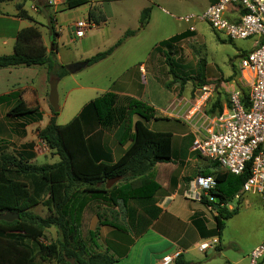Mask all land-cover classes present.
Here are the masks:
<instances>
[{"label": "rangeland", "instance_id": "1", "mask_svg": "<svg viewBox=\"0 0 264 264\" xmlns=\"http://www.w3.org/2000/svg\"><path fill=\"white\" fill-rule=\"evenodd\" d=\"M3 2L8 10L14 5L17 14L19 13L17 6L22 5V8L26 9L28 13L31 11L35 17L40 19L38 21L31 16L34 21L33 24L41 31L40 42L45 44L44 41H48V48L51 44L48 30L50 21L52 20V24L55 23L62 28L63 37L59 41V47L61 60L65 64L72 63L82 54L92 56L97 52L104 51L123 37L127 30H135V35L127 37L123 43L124 46L115 51L111 58L96 66L82 68L73 73L72 77L80 80L83 84L98 85L100 88H106L113 92H115L114 90H127L132 94L130 97H137L145 104L155 106L154 108L157 107L155 110L157 118L144 123L153 131L172 133L174 135V151L177 149L181 136L197 133L206 117L211 115L212 109H216L212 105V100L219 96L218 91L222 90L223 83L232 80L240 81L241 56L252 51L254 46V39L231 40L224 33L214 30L207 22L196 20L187 23L180 19L191 13L201 14L211 3V0H90L94 5L104 4L108 8L109 16L105 23L86 28V34L83 37L76 36L74 23L87 20L90 4L77 8H67L63 11H59V7H57V9L51 11L52 8L48 7L50 5L53 7V5L50 4L49 0H28L26 2L23 0H4ZM31 4L36 7V11L30 8ZM145 7L152 8V20L146 27L141 28V10ZM42 16H45V19ZM191 24H194L195 30L189 28ZM178 33L182 34L180 38L161 43V40ZM167 56L172 59L173 69L178 75L177 77L170 72V66L166 60ZM142 63L148 73H144V79L142 78L143 74L139 72V66ZM126 73L128 76L133 75V79L131 83L122 86L121 79ZM207 77L219 78L207 79ZM202 81L204 82L202 83ZM72 84L73 82H69L65 88L62 83L58 87L60 111L57 116V124L59 125L69 122L79 114L84 104L103 94L100 89H76L67 95L66 91ZM205 84L215 85L213 99L211 98L212 100L208 101L205 106L203 105L200 109L195 110L194 105L198 90ZM48 91H50V86ZM116 94L121 98L120 106L125 105L124 95L121 93ZM46 101V110L43 111L44 114L42 113V119L32 123L33 126H29V130L25 129V124L20 122L22 118L11 117L12 135L10 139L14 138L13 134L16 135V138L12 142H7L9 146L2 147L0 154L11 153L32 165L52 164L60 160L56 151L51 149L37 135L38 130L46 127L55 112L48 101V93ZM171 104L181 105L185 108L183 112H187L185 114L172 112ZM137 118L138 116H134L133 120L135 121ZM30 122L28 120L26 123ZM123 126L124 123L120 119L119 124L111 130H102L99 127L96 129L94 122L91 125L85 123L84 130L91 141L93 139L98 140V148L103 151L105 156L111 157V160L115 162L130 145L123 146L118 142ZM6 133L3 134L8 136L9 130ZM25 137L28 140L21 142ZM174 163L177 174V186L175 188V190L178 189L177 202L181 199L186 200L183 196V190L188 186V178H193L207 168L215 171L214 162L197 152H190L184 164L178 163L176 160ZM155 174L156 166L149 176L153 178ZM127 180L129 179L119 177L107 189ZM131 181L135 186L140 185L139 177L133 178ZM78 188L79 190H75V187L72 188V196L67 205V211L69 210V217L71 218L70 222L77 228L89 202H99L104 209H109L114 205L107 198L96 199L98 198L96 194L84 191L85 185H79ZM173 192L174 189L162 188L153 200L162 201L166 195H171ZM49 197L50 193L47 191L41 197L40 203L33 207L31 211L41 217L55 215L53 204H49L47 201ZM192 201L194 207L207 209L205 205L200 206L199 201ZM147 203H149V200L131 198L126 203L121 200L116 207H119L120 219L129 228V232L125 233L108 227L109 232L104 242L101 240V234L98 238L95 237L97 245L102 243L103 247L97 246L93 249L86 247L87 252L84 253V257L88 258L94 251L104 253L105 247H110L111 251L124 257L122 263L116 264L155 263L150 254L151 252L149 253L148 246L151 245H144L143 240L134 245L138 209ZM230 204L232 207L230 210H237L238 213L226 220L221 235L222 251L220 253L217 251L218 242L216 243L217 246L207 252L200 253L195 248L191 250L188 256H192L196 260V264L206 262L209 254L212 261L208 264H229L227 260L231 264H235L234 261L248 257L256 245L264 244V202L260 197L248 193L241 195L239 199L234 198L230 201ZM210 208L211 214L208 216L207 222L212 227L209 229L206 227L207 231L199 241L200 243L204 240L219 239L214 220L216 210L213 207ZM96 222L97 217L91 222V229H95ZM60 237L58 228L51 226L45 229L42 241L45 243L56 242ZM146 237L152 239L154 236L150 231ZM76 244L75 240L73 246L76 247ZM50 263L57 264L55 260H51ZM237 264H249V260L246 259Z\"/></svg>", "mask_w": 264, "mask_h": 264}, {"label": "trees", "instance_id": "2", "mask_svg": "<svg viewBox=\"0 0 264 264\" xmlns=\"http://www.w3.org/2000/svg\"><path fill=\"white\" fill-rule=\"evenodd\" d=\"M3 1L0 0V14ZM63 1L68 8H76L88 2V0ZM216 1L211 0V3ZM17 7L19 17L34 22L22 5ZM89 15L97 22L100 18H104V15L95 8L90 9ZM150 15V7L143 9L140 16L141 28L147 25ZM48 29L51 40L49 48L40 42L41 31L36 25L22 28L18 32L13 53L0 56V68L40 65L47 69L48 79L57 77L61 80L69 75L65 65L60 63L57 56L58 32L52 20ZM135 33V30H127L124 36L111 47L84 60L88 66L104 60L112 55L127 37ZM180 35L182 34L178 33L162 43L180 38ZM166 60L170 66V72L177 77L172 59L167 56ZM14 95L18 96L17 93L0 96V101ZM123 98L126 104L120 106L121 98L115 92H105L88 102L78 115L64 125L57 124L59 113L54 112L49 123L46 127L39 129L37 135L56 151L60 160L55 163L32 165L21 157L7 153L0 154V213L19 214V218L13 221L0 220V264H51V260H55L57 264H114L119 257L109 247H105L104 253L94 251L88 258L84 257V253L87 252L86 247L93 249L102 246V243L97 245L95 237H99L103 226H110L125 233L129 232V228L120 219V213L115 207L121 200L126 203L131 198L149 200L150 204L145 205L151 206L160 189L171 190L177 186L174 161L184 164L187 160L195 138L194 134L182 135L174 151L172 133L153 131L144 123L157 118L156 109L138 98L130 96ZM212 101V105L217 110L212 109L211 115L222 112L221 97L216 96ZM8 115L27 121L42 119V113L38 108L28 107L22 99L9 110ZM134 116H138L135 121ZM120 119L124 126L118 142L123 146L130 145L125 153L113 162L111 157L105 156L98 148L97 139L91 141L88 138L84 124L90 123L91 125L94 122L96 129L99 127L102 130H111L119 124ZM213 165L215 171L207 168L199 174L216 175L217 186L211 190V194L216 198L219 197L220 204L224 205L215 209V202L209 201L206 196L201 202L216 210L214 220L220 239L226 220L238 213L237 210H230L225 204L235 198L250 172L235 175L221 169L216 163ZM155 166L156 174L151 178L149 174ZM115 177L129 180L107 189V182ZM136 177L140 178L138 186L131 181ZM191 179L188 178V182ZM79 185H85L84 191L96 194L98 196L96 199L107 198L114 205L109 209H104L99 202H89L77 228L70 222L67 205L72 196V188L79 190ZM47 191L50 193L47 201L53 204L56 214L41 217L33 213L31 209L40 203L41 197ZM153 215L148 214L149 217H147L138 214L134 231L136 237L142 235L151 225ZM95 217H97L96 226L95 229H91L90 225ZM51 226L58 228L61 237L56 242L45 243L42 241L45 229ZM205 233L206 230L203 231V235ZM75 240L76 247L73 246ZM217 250H221L219 245ZM174 262L175 264H193L187 261L181 253Z\"/></svg>", "mask_w": 264, "mask_h": 264}, {"label": "built area", "instance_id": "3", "mask_svg": "<svg viewBox=\"0 0 264 264\" xmlns=\"http://www.w3.org/2000/svg\"><path fill=\"white\" fill-rule=\"evenodd\" d=\"M49 2L61 3L60 0ZM31 9L37 10L34 5ZM180 19L187 23L207 22L231 40L254 39L252 51L241 56L240 81L223 83L222 90L218 91L222 112L206 117L195 133L191 150L235 175L249 171L248 179L235 198L253 193L264 202V0H217L201 14L191 13ZM91 26L90 19L74 23L76 36L83 37L86 28ZM189 28L195 30L194 24ZM215 89L213 84L203 85L198 90L194 109L211 101ZM216 186V175L197 174L188 182L183 195L200 202L206 196L215 202L211 190ZM225 205L232 208L230 203ZM217 242V239L202 241L198 249L207 252L217 246ZM178 255L165 257L163 264L173 263ZM248 259L249 264H264V244L256 245Z\"/></svg>", "mask_w": 264, "mask_h": 264}, {"label": "crops", "instance_id": "4", "mask_svg": "<svg viewBox=\"0 0 264 264\" xmlns=\"http://www.w3.org/2000/svg\"><path fill=\"white\" fill-rule=\"evenodd\" d=\"M60 1L61 3H58L57 5H53V7L50 5L48 8H52L51 11L57 9V7H59V11H63L67 9L68 8L67 4L63 0H60ZM86 4H90L89 10L87 13V20L90 19L91 22L93 23V26L94 25L99 26L101 25V23H105L108 20V16H109L108 8L104 6V4L94 5L93 3L90 2V0H88ZM86 4H83V5H86ZM91 8L97 9L99 13L101 12L104 15V18H100L99 22L91 19L89 15V11ZM143 9L141 10V12L143 11ZM1 11L2 13L0 14V56L13 53L18 32L22 28L33 25L34 23L29 19L19 17L16 12L17 9L14 7V5L10 10H8L6 9L4 2H2ZM29 15L34 17L36 20L40 21V19L34 16L33 12L30 11ZM42 18L45 19V16H42ZM151 20H152V8H151L150 19L147 25L150 24ZM80 21H84V20H80ZM53 25L56 31L58 32V36L56 37L57 56L59 58L60 63L66 65L61 60L60 47H59V41L63 37V29L57 26L55 23ZM169 38H166L165 40ZM165 40H161V43ZM44 43L46 46L49 45L48 41H44ZM122 46H124V44L118 47L115 51L122 48ZM115 51L113 52V54L115 53ZM113 54L108 56L104 60L111 58ZM88 57H91V56L82 54L76 60H73V61L74 62L81 61ZM104 60H101L100 62L95 63L90 66H96L100 64L101 62H103ZM68 63H71V62H68ZM139 72L143 74L142 75L143 79H144V73L148 74L146 71L145 65L143 63L140 64L139 66ZM127 73L121 79L122 86L124 84L131 83L133 79V75L128 76ZM72 76L73 74L72 75L69 74L59 81L58 87L63 83L65 88L67 87V84H69V82H73V84L66 91L67 95L76 89H82V90H86V89H89V90L98 89L99 90L100 89L103 91V93L113 92L112 90H107L106 88H100L98 87V85L83 84L80 82V80ZM68 78H71V79H68ZM217 78L207 77V79H217ZM48 83H49V79H48L47 69L45 68V66L36 65V66H14V67L0 68V96L9 95L11 93H17L18 95V96L14 95L12 97H9L8 99L0 101V151L2 147H5L6 145H8L7 142H12L16 138V135L13 134L14 138L10 139L12 135L11 127H10L12 120H11V117L8 115L9 110L13 106H15L20 99H22L25 101L28 107H37L38 110L41 113H43V111L46 110L47 93H48V101H49ZM114 91L115 93H121L124 96H132V94L130 92H127V90H122V91L114 90ZM86 104H84L83 106H85ZM170 108L172 112L175 111V113L177 114H180V113L185 114L187 112V111L183 112L185 108L181 107V105L179 106L178 104L176 105L171 104ZM155 109H157V107ZM20 120H21L20 121L21 123L25 124V129L27 130H29V126H33L32 123L36 122V121H31L30 122L31 124H30V123H26L28 122L26 121V119L24 120L20 119ZM8 130H9V135L5 136L3 133L7 134L6 131ZM27 140H28L27 137H25L23 138V140H21V142H26ZM190 152H193L191 148H190ZM175 188H174V192L171 195H166L162 199V201L153 200L152 201L153 205L147 207L144 204L142 208L138 209V213L140 215L143 214L144 216L149 217L148 214H154L151 225L147 228V230L142 235L138 237L135 236L134 238L135 240L134 245L142 240L145 243L144 245H151V246H148V248H149V253L151 252L150 254L153 257V261L155 260V263L153 264H163V260L165 257L177 255L180 253L184 256V258L187 261H191L193 264H196L197 263L195 262L196 260H194L192 256H188V254H190L191 250L195 248L198 249V245L200 243L199 241L201 240V238H203L202 237L203 231L204 230L207 231V229L212 227V226H209V223L207 222L208 216H210L211 214V211H210L211 208L203 204L200 201H199L200 206L205 205L207 206V209L203 210L201 208L194 207V205H192L194 204V202L190 199H188L190 200L188 201L187 198L186 200L181 199V201L177 202L176 198L178 197V189L175 190ZM116 208L119 210V207H116ZM108 227L112 228L110 226H103L100 229L101 240H103V242L104 240H106V235L109 232V229H107ZM112 229H115V228H112ZM150 231L153 233L154 237L152 239H147L146 236L149 234ZM217 240H218L219 246L221 247V250L220 251L217 250V251L220 253L223 249L222 241H221V238L220 239L217 238ZM198 252L203 253L199 249H198ZM117 256L119 257V260L115 262L114 264L122 263L124 259L123 255L119 254ZM246 259L249 260L248 257H243L239 260L234 261L233 263L235 264L241 263L245 261ZM211 261H212L211 255L209 254V257L207 258L206 262H201L200 264H205V263L208 264ZM227 261L229 264H231L229 260ZM173 264H175V262H173Z\"/></svg>", "mask_w": 264, "mask_h": 264}, {"label": "water", "instance_id": "5", "mask_svg": "<svg viewBox=\"0 0 264 264\" xmlns=\"http://www.w3.org/2000/svg\"><path fill=\"white\" fill-rule=\"evenodd\" d=\"M88 66V63L85 60H81L78 62H72L68 63L65 65L66 69L70 74L76 73L77 71L81 70L82 68H85ZM60 79L57 77L51 78L49 81V86H50V91H49V103L54 109L55 112L60 111V104H59V92H58V84H59ZM119 177H115L110 179L106 187L109 188L110 185L118 180ZM221 199L217 197L215 199L214 207L215 209H218L220 207ZM19 218L18 213H12V212H5V213H0V220H5V221H13L15 219Z\"/></svg>", "mask_w": 264, "mask_h": 264}]
</instances>
